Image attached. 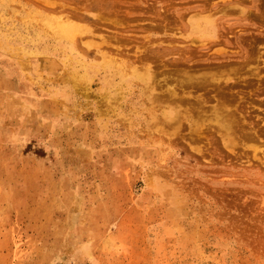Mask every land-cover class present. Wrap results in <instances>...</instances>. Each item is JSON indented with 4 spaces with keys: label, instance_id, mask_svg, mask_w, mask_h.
<instances>
[{
    "label": "rangeland",
    "instance_id": "rangeland-1",
    "mask_svg": "<svg viewBox=\"0 0 264 264\" xmlns=\"http://www.w3.org/2000/svg\"><path fill=\"white\" fill-rule=\"evenodd\" d=\"M0 264H264V0H0Z\"/></svg>",
    "mask_w": 264,
    "mask_h": 264
},
{
    "label": "bare ground",
    "instance_id": "bare-ground-1",
    "mask_svg": "<svg viewBox=\"0 0 264 264\" xmlns=\"http://www.w3.org/2000/svg\"><path fill=\"white\" fill-rule=\"evenodd\" d=\"M240 1H242V0H240ZM74 17V16H73ZM56 20V19H55ZM53 23H55V22H53ZM52 23V24H53ZM50 24H51V22H50ZM56 24H58V22L56 23ZM57 28L58 29H60L61 30V33H65L66 35H68V36H74L76 33H79L81 30H82V28L80 27V26H77V25H72V24H70V23H65V24H61L60 23V25H57ZM208 33V32H207ZM226 50V49H225ZM223 52H225V51H223ZM110 61V60H109ZM147 68V67H146ZM149 72V71H148ZM143 75V74H142ZM143 78H144V80H146V79H149V74L147 73V74H145V75H143L142 76ZM152 80V79H151ZM191 80V79H190ZM189 80V81H190ZM187 81H188V79H187ZM186 81V82H187ZM180 82L182 83H176V84H180V85H183V88H184V86L186 85V84H183L185 81H181L180 80ZM185 82V83H186ZM190 82H192V81H190ZM153 83V82H152ZM193 83H194V81H193ZM178 87V86H177ZM181 88H182V86H180ZM186 88V87H185ZM170 92H171V90H170ZM171 95V94H170ZM174 96V95H173ZM176 96H177V94H176ZM223 110H224V108H222ZM221 110V109H220ZM217 111V110H216ZM170 112V111H169ZM178 112V111H177ZM218 112V111H217ZM169 114V113H168ZM216 115V114H215ZM219 115H222V113L221 114H219ZM169 116V115H168ZM218 116V115H217ZM216 116V117H217ZM169 117H171V116H169ZM168 117V118H169ZM223 117V116H222ZM221 116H219L218 118H222ZM222 122V121H221ZM223 122H224V124H227L228 122H229V118H228V116H224L223 117ZM226 128V127H225ZM231 128V127H230ZM229 129V128H228Z\"/></svg>",
    "mask_w": 264,
    "mask_h": 264
}]
</instances>
